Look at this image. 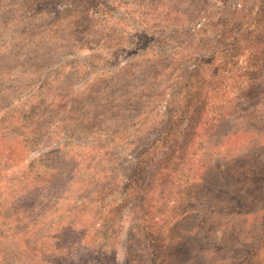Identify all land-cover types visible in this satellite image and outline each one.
<instances>
[{
    "label": "rangeland",
    "instance_id": "374dc122",
    "mask_svg": "<svg viewBox=\"0 0 264 264\" xmlns=\"http://www.w3.org/2000/svg\"><path fill=\"white\" fill-rule=\"evenodd\" d=\"M0 264H264V0H0Z\"/></svg>",
    "mask_w": 264,
    "mask_h": 264
},
{
    "label": "trees",
    "instance_id": "16d2710c",
    "mask_svg": "<svg viewBox=\"0 0 264 264\" xmlns=\"http://www.w3.org/2000/svg\"><path fill=\"white\" fill-rule=\"evenodd\" d=\"M249 93H250V90L248 91V94L246 95V96H248L249 95ZM202 174H204L205 175V180L206 181H214V182H218V184H220V182H221V178H220V175H218L216 172H215V170H214V168L213 167H211V166H208L206 169H205V171H204V173H202ZM214 176H216V179H214L213 177ZM225 179H227V177H224ZM216 180V181H215ZM220 180V181H219ZM213 184H215V183H213ZM239 198V199H238ZM243 198V197H242ZM242 198L240 197V196H236V197H234V201H235V205H237V204H239V201L238 200H242ZM238 201V202H237ZM237 202V203H236ZM210 207L209 208H211L212 210H214V212H216L217 214L220 212V208H217V207H215V205H212V203L209 205ZM224 209H226L225 207L222 209V210H224ZM190 232H186V234H188L186 237H184L185 235H184V233L182 234H177V235H174V237H175V240L173 241V244L170 246V250L171 251H173V252H175V251H177V249L178 248H184V247H186V246H188V247H192V245H194L193 244V238H194V236H192V234L190 233ZM173 238V237H172ZM173 240V239H172ZM157 250V251H156ZM156 250H155V245H154V252L156 251V255H158L159 254V252H161V251H159L158 250V245H156Z\"/></svg>",
    "mask_w": 264,
    "mask_h": 264
}]
</instances>
